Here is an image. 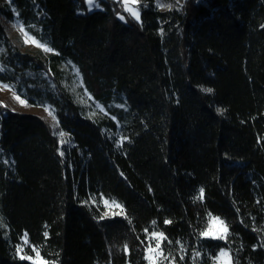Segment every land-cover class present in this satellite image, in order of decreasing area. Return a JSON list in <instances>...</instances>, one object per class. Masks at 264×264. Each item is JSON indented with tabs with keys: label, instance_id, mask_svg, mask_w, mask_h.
I'll use <instances>...</instances> for the list:
<instances>
[{
	"label": "trees",
	"instance_id": "obj_1",
	"mask_svg": "<svg viewBox=\"0 0 264 264\" xmlns=\"http://www.w3.org/2000/svg\"><path fill=\"white\" fill-rule=\"evenodd\" d=\"M99 1L0 0V264H264V0Z\"/></svg>",
	"mask_w": 264,
	"mask_h": 264
},
{
	"label": "rangeland",
	"instance_id": "obj_2",
	"mask_svg": "<svg viewBox=\"0 0 264 264\" xmlns=\"http://www.w3.org/2000/svg\"><path fill=\"white\" fill-rule=\"evenodd\" d=\"M122 1L124 3V6H125V11L137 21L136 17L134 15H132V13L130 11H128V9L132 8L133 10L140 12L138 9L139 0H138L137 5L135 3H132V0H127V3L125 2V0H122ZM86 4H87V7L89 9V12H93V11L101 8L99 0H92V3H89V0H86ZM121 20L125 21L124 18L123 19L121 18ZM5 25L8 29V33L11 36V38L13 39L14 43L20 48V50L23 53H36L40 50L45 52V53L48 52V51H45L44 48L38 47L37 43L32 42L33 40L36 42H38V41L35 40L28 32H26V30L22 27V25L20 23H11V24L6 23ZM21 27L23 28V31H21ZM26 38H27V42H26ZM0 68H2L1 65H0ZM5 85L8 87L7 88L3 87ZM14 94L16 96H19V98L21 100L26 101V105L21 104V103H19L18 100L14 99ZM0 104L7 107L8 109H10L13 112H17L20 114H31V115L39 116V117L45 119L46 121H48L49 123H51L53 125L56 124V122H57L55 115H54V112L52 111V109L48 105H38V104L29 102L19 92L16 84L13 83L12 81H9V82L0 81ZM49 112H51V115L49 114ZM107 206L111 209L118 208L117 205L114 203H109V204L107 203ZM216 218L217 217L211 218L209 228L206 231L208 233V235H206V236L216 238V239H221L219 237L221 235H223L225 238L227 232L224 233V227L226 225L224 223L223 224L220 223V221H221L220 218H218V220ZM224 238H222V239H224ZM22 242H24V243L21 244L20 252L24 253V251L26 250V244L25 243H28V237L26 234L23 235ZM222 252L227 253V256L222 257L221 256ZM222 252L219 254V257H218L219 263L220 264H232L230 254L226 251H222ZM28 255L29 256L21 255V257H25L23 259H26L27 261L31 262L32 264H44V261L42 260L40 254L37 256V252L32 251ZM155 255H156V250L150 251L151 264H156L155 263V261H156ZM29 257L31 259H29Z\"/></svg>",
	"mask_w": 264,
	"mask_h": 264
},
{
	"label": "snow or ice",
	"instance_id": "obj_3",
	"mask_svg": "<svg viewBox=\"0 0 264 264\" xmlns=\"http://www.w3.org/2000/svg\"><path fill=\"white\" fill-rule=\"evenodd\" d=\"M125 2L127 3V0H125ZM89 3H92V0H89ZM132 3H138V0H132ZM128 11H130L131 13H132V15H134L137 19H139V13L137 12V11H135V10H133L132 8H129L128 9ZM122 19H123V17H121ZM21 31H23V28L21 27ZM26 42H27V38H26ZM33 43H37V46L38 47H42V48H44V50L45 51H52V49H50V48H47L45 45H41V44H39L38 42H36V41H32ZM3 87H5V88H7L8 86H3ZM206 91H211V89H206ZM14 99H16V100H18L19 101V103H21V104H25L26 105V101H24V100H21L20 98H19V96H16L15 94H14ZM49 114L51 115V112H49ZM60 135H61V137H63V135H64V133H60ZM203 196V189H201V197ZM105 203H107V201H105ZM117 207H119V205H117ZM217 220H218V218H216ZM166 223H170V221H166ZM220 223L221 224H223V222L222 221H220ZM227 232V227L225 226L224 227V233H226ZM154 235H158V236H160V237H162L163 236V234H154ZM204 235H208V233L206 232V233H204ZM219 238H224V236L223 235H221ZM159 247V244H157V248ZM149 251H153V249H149ZM39 255V253L37 252V256ZM221 256L223 257V256H227V253H224V252H222L221 253ZM22 258H25V257H22ZM29 259H31L30 257H29Z\"/></svg>",
	"mask_w": 264,
	"mask_h": 264
},
{
	"label": "crops",
	"instance_id": "obj_4",
	"mask_svg": "<svg viewBox=\"0 0 264 264\" xmlns=\"http://www.w3.org/2000/svg\"><path fill=\"white\" fill-rule=\"evenodd\" d=\"M136 5H137V3H135ZM139 13V19H137V21H140V17H141V14H140V12H138Z\"/></svg>",
	"mask_w": 264,
	"mask_h": 264
}]
</instances>
